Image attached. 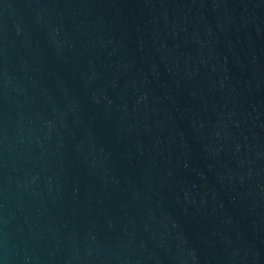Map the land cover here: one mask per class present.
Instances as JSON below:
<instances>
[{"label":"water","instance_id":"water-1","mask_svg":"<svg viewBox=\"0 0 264 264\" xmlns=\"http://www.w3.org/2000/svg\"><path fill=\"white\" fill-rule=\"evenodd\" d=\"M0 264H264V0H0Z\"/></svg>","mask_w":264,"mask_h":264}]
</instances>
